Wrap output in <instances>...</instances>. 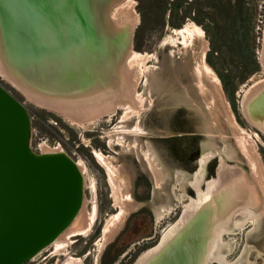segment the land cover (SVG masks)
Returning <instances> with one entry per match:
<instances>
[{"label":"rangeland","instance_id":"1","mask_svg":"<svg viewBox=\"0 0 264 264\" xmlns=\"http://www.w3.org/2000/svg\"><path fill=\"white\" fill-rule=\"evenodd\" d=\"M124 1L122 0L118 7H114L117 4L115 3L112 9L118 10L120 5H125L134 17L131 43L129 41L128 45L130 50L127 54L134 50L152 56L145 59L144 65H153V75L145 76V73H142L143 66L139 64L140 71L138 70L134 82V90L140 94L137 98L141 102L135 103L134 94L128 101L127 97H122L121 103L109 114H101L99 118L84 121L82 125L76 121L71 122L61 111L39 104L0 71V81L23 100L29 109V139L32 147L40 149V145H43L48 148L59 141L64 150L75 160L81 159L82 166L84 165L83 199L69 227H81L87 214L95 212L87 232L72 234L65 251L52 253V246L48 245L22 264H56L64 258L65 252L80 257L76 264H131L135 257L151 247L159 234L173 222L182 208L180 200L173 195L179 192L176 185L172 186L173 173L176 169L190 173L197 168V158L203 151L201 143L207 138L204 123L206 119L192 103L177 96V88L176 95L169 89L163 90L159 82L166 78L165 73L173 77L174 70L178 69L183 81L186 80L191 85L190 89L194 90L195 84L189 71L195 62H198L197 55L204 46V58L206 60L208 55L211 59L212 64L207 60L206 62L216 74L217 80H209L203 75L205 82L208 80V88L201 95L197 92V97L208 112L205 105L207 96L211 93L216 95L215 101L213 100L216 113L213 132H217L221 127L226 142L236 149L235 156L228 158L222 154V163H239L248 173L251 172L248 157L238 151L235 143L241 134L250 141L255 156L254 165L261 169L264 176V129L262 125H259V129L258 124L252 123L241 108L245 95L264 80V67L260 61L264 36V0H182L175 13L169 9L172 0H165L164 9L162 0ZM172 19L180 23L177 25ZM187 20L200 26L203 34L191 44L188 53L176 52L171 61V45L161 46L160 40L165 36L179 40L180 37L172 30ZM101 26L100 30L108 43L110 31L105 29L103 24ZM180 46L178 43L174 52L179 50ZM127 54L126 61L129 60ZM248 68H251V71L247 72ZM218 72L227 79L226 84ZM125 100L131 104L130 107L125 105ZM134 138L136 143H133ZM116 141L118 143H115ZM216 142L220 144V138ZM145 143L152 146L156 159L161 162L160 172L164 177L156 186H153L146 163L137 158L135 153L145 148ZM95 148L102 151L106 160L109 159L107 163L110 170L95 158L91 151ZM217 153V156L211 157L205 165V181L215 177L220 164V152ZM250 177L253 180L252 176ZM252 183H255L254 180ZM255 188L257 191V185ZM185 190L188 195L195 196L192 188L186 187ZM260 197L258 196L260 203H256L262 207ZM168 204L173 206V210L155 220L153 206H159L165 211ZM249 224L246 222L233 232H224L223 238L231 239L229 250L226 246L220 248L226 251L227 261L220 263L213 258L209 263L262 264L264 225L253 233L246 234Z\"/></svg>","mask_w":264,"mask_h":264},{"label":"bare ground","instance_id":"2","mask_svg":"<svg viewBox=\"0 0 264 264\" xmlns=\"http://www.w3.org/2000/svg\"><path fill=\"white\" fill-rule=\"evenodd\" d=\"M78 1L82 2V11H71L68 13V21L66 23L70 27L67 25L68 27L66 29L65 26H59L60 33L58 34V36L56 35V33H52L49 28H45L41 31V35L43 37L39 36L36 31L32 30L31 32H28V35L25 34V38L29 41H26V44H20L25 48L19 46L22 49H26V51L28 52L33 51L34 55H36L37 58L40 57L42 60H46L48 62L47 67L51 65L60 67L51 68L52 70L54 69V73H51L52 76L55 75L57 79H54V77L50 78L48 80L49 85L41 83V81H37L40 86L33 84L27 81V78L24 76V74H19L9 66L3 51L4 41H6V26L4 25L0 10V71L3 72V74H5L13 84L19 87L25 94L37 101L39 104L46 105L48 107L54 108L55 110L61 111V114L71 120V122L76 121L78 123H82L83 125L84 121L89 122L90 120L92 121V119L95 117L99 118V115L101 114H109L111 111H113L114 107H116L117 104L121 103V100H123L122 97H127V101L133 96V94L134 97L136 96V98L137 96L140 97V94L137 93L136 90H134V82L137 79L138 73L140 71L138 69V66L139 64L143 66L142 73H145V76H147L148 74L152 76L153 65H144L145 59H147V57L149 56L147 55V53L131 50L130 54H127L130 50V47L128 45L130 41V30L132 29L134 24V17L131 10L128 9L125 5H120L118 10L112 9L115 3H117V6L115 5L114 7H118L119 3L122 2V0ZM72 2L73 0H59L58 4L66 3V6L70 8L72 7ZM70 21L73 22V25H71ZM7 22L8 28H14L13 21H9L7 19ZM102 24L105 29L108 28L110 31L108 43L106 40V36H104V34H102L100 30L102 28ZM124 25L126 26L125 30L124 28L122 29ZM172 31L174 34L180 37L179 40H177L176 37L170 36H165L160 40L161 46L169 44L171 45V49L169 50V59H171V61L174 59L173 56L174 54H176V52H179L180 54L188 53L190 51L191 44L199 40L203 34L202 28L191 20H187L182 25L173 28ZM10 34L13 35L16 33L13 30V34ZM38 42L40 43L39 45ZM30 43L33 46H31ZM178 43L181 46L179 47V50H176L174 52V47L176 48ZM121 45L123 46V48ZM204 47H202L199 55H197L199 56V58L197 57L198 62H195L194 66L189 71L191 77L193 78V83L195 84L194 90L190 89L191 85L186 80L183 81V79L180 77L181 74H178L179 72L177 71V68L176 71L174 70L173 77L165 73L164 76L166 78L160 80V82L158 81L160 83L159 86H162L163 90L167 91V89H169L176 95L178 92L177 96H181L184 101L189 102L190 104L192 103V105H194L195 108L199 110L200 114L202 113V115L206 119V122L204 123H206L205 134L207 135V138L203 142L201 141V144L203 145V151L197 158V168L190 173L182 169H176L173 173L174 179L172 186L174 187L176 185L179 188V192H175L173 195L176 196V199L180 200L181 202L182 215H186L192 209V211L195 210L197 214L201 206L204 207V209H206V213L209 214L211 210L215 209L213 204V197L215 195L218 198L219 203L221 202L224 204V202H227L219 196L218 189L220 187L217 188L216 185L219 175L218 171H220V167L223 165L222 159L224 158L222 154L228 156V158L230 156L236 155L235 147L228 141L226 142V138H224L225 133L223 132L222 128L220 127L222 131H220V128L218 127L219 130L215 133L213 132V124L216 123V116L214 118V115L216 114L214 110V96L216 95H213L211 92H209L211 94L210 96H207L209 101L207 99V103L205 105L208 112L204 110L203 107L205 106L199 103V97H197V92H200L201 95L208 88L206 85V82L208 80L206 82L204 80L206 77L209 80L210 78L213 81L217 80L216 74H214L213 70L207 64L204 58ZM12 49L13 48H11V50ZM126 54L128 55L127 58L129 59L127 60L128 63L125 60ZM149 57L152 56L150 55ZM260 61L264 67V36L260 52ZM27 63H29V61ZM36 63H38V65L40 66L38 69L42 68L44 72H46V70H50L46 66H43V62L38 61ZM55 69H63V71H55ZM44 72H41V76L46 75V73ZM157 72L159 73V71ZM203 75H205V78L203 77ZM63 76H65L66 79H63ZM155 76L158 77L157 74ZM159 79L157 78V80ZM72 88L74 89L71 90ZM175 88H177V92L175 91ZM262 95H264V80L260 84H257L256 87H253V90H251L249 94L245 95L246 97L243 98L244 100L241 103V108L243 110V113L246 114L245 116L252 123H254L255 125L258 124V128L262 125L261 127L264 129V98H261ZM136 98H134L135 103L141 102L138 98ZM133 100L131 103H133ZM127 101V104L125 105L127 107H130L131 104L129 105V102ZM216 130L217 128H215V131ZM216 134H218L219 137H217ZM218 138H220V144L216 142ZM133 140L134 143L136 139L134 138ZM115 143H118V141H116ZM235 143L238 146H236L237 149H239L238 151L242 155L248 157L247 159H249L248 162L251 166V172L248 173L249 178H251L250 176H252L255 183H252L253 180L250 179L253 187L251 188L252 197L243 205L231 209L226 217H224L222 213L224 209L221 210V208H219L220 212L215 213L217 216H221L222 220L220 219L214 222L213 226L211 227L212 233L211 240L209 241L208 246V257L210 258V260H212L213 258L217 259L220 263H225V261H227L225 258L226 251L220 248L226 246V249H230V246L228 245L231 239L229 238L228 240H225L223 238L224 232H233L236 229L240 228L244 223L249 222L250 226L245 231L246 234H249L253 233L264 225V176L261 172V169L259 167H255L254 165L253 161L255 159V156L252 153V145H250V141H248L246 137L240 134L237 137ZM40 146L41 150L53 149L52 147L45 148L46 146ZM145 146L146 147L142 150L140 149L141 151L138 150L139 153H135L137 158H140L146 163L144 164L147 165L150 171V177L154 184L153 186H156V184L164 177L160 172L162 168L160 169L159 164H161V162L157 160L158 158L156 159L157 156L152 146L148 145L147 143H145ZM55 149L63 148L59 147ZM221 150L223 151V153H221ZM91 151L100 163H102L103 165H107V169L110 168L107 163L109 159L106 160V156L100 149L95 148ZM217 152H220V164L215 172V177H213L211 180L205 181V165L211 157L218 154ZM76 163L79 165L82 173L84 165L82 166L81 159H76ZM257 163L256 165H258ZM225 179L226 181H228L229 177H225ZM112 180L113 179H111V181ZM228 185L229 184H226V186ZM255 185H257L258 187L257 191L259 195L256 191ZM238 186L240 187L239 189H237ZM186 187L192 188L195 191V196L188 195L185 190ZM228 187L230 196L238 193V197L236 199L242 200V198L245 197V195L243 194V188L241 189V184L238 179L231 181ZM205 196L207 198H205ZM258 196H261L260 199L262 202V207H259L256 203L257 201L260 203V201L258 200ZM204 198L205 200L203 201ZM199 203H202L201 206L195 209L196 205H199ZM223 204H221V206L223 208H226L227 205ZM154 206L152 209L155 220H158L159 218H161V216H164L165 213L173 210V206L169 204L167 207H165V211L164 209L161 210L159 206ZM194 213H189L188 217L191 218ZM94 215V211L89 212L86 216L84 224L81 227L70 228V223L67 224L50 240L49 243L45 244L43 247H46L48 245L52 246V253L65 251V247L71 238L70 236L75 233H86L89 229V226L91 225V221L94 218ZM174 224L175 221L171 222L170 225L163 231H166L163 234L164 236L169 234V231L174 226ZM206 229L208 230L209 227H206ZM43 247H41L36 253H34L31 258H33V256L37 254ZM149 250L150 247L144 250L143 253L139 255V257L145 255ZM65 253L66 254L64 258L58 260V263L56 264H76L80 261V257L74 256L69 252ZM227 264H229V262Z\"/></svg>","mask_w":264,"mask_h":264},{"label":"water","instance_id":"3","mask_svg":"<svg viewBox=\"0 0 264 264\" xmlns=\"http://www.w3.org/2000/svg\"><path fill=\"white\" fill-rule=\"evenodd\" d=\"M58 1L0 0L6 26L3 51L8 64L36 85H39L37 81L49 85L50 78L57 79L52 76L54 69L51 68L60 67H47L46 60L37 58L33 51L20 48L23 47L20 44L29 41L25 34L32 30L43 37L41 31L49 28L58 36L59 26L66 29L69 26L66 23L68 13L82 11V2L78 0L72 2L74 9L66 3L58 4ZM7 19L13 21L14 28H8ZM125 27L122 29L125 30ZM130 32L131 43L132 29ZM38 61L50 70L44 72L42 68L38 69ZM41 72L46 75L41 76ZM63 77L60 78L66 79ZM30 123L31 115L26 104L0 81V264H22L31 258L72 221L82 202L83 176L76 160L63 149L33 148L29 139ZM218 173L216 185L221 188L218 189L219 196L227 202L219 203L215 195V209L209 214L201 206L202 203L195 207L201 206L197 214L193 209L189 211L195 212L191 218L189 213L182 215L180 211L169 234L164 236V229L151 244L150 250L142 257L137 255L131 264H209L211 227L214 222L222 220L215 213L220 212L219 208L224 209L222 213L226 217L231 209L243 205L252 197L253 188L247 170L239 163H224ZM225 177H229L228 181ZM235 179L243 188L245 197L242 200L236 199L238 193L230 196L228 192L230 182ZM221 204L227 207L223 208Z\"/></svg>","mask_w":264,"mask_h":264},{"label":"trees","instance_id":"4","mask_svg":"<svg viewBox=\"0 0 264 264\" xmlns=\"http://www.w3.org/2000/svg\"><path fill=\"white\" fill-rule=\"evenodd\" d=\"M181 1H182V0H172L171 6L169 7L170 11H172V12H174V13L177 12L178 8H180V5L182 4ZM164 3H165V0H162L161 5H162V8H163V9L165 8V4H164ZM172 22H175V21L172 19ZM175 23L178 25L180 22L176 21ZM206 60H207L209 63L212 64V61H211V59L209 58L208 55H207V57H206ZM254 62L256 63L255 58H254ZM248 71H251V68H248V69H247V72H248ZM218 75L222 78L223 82L226 84L227 79L224 78L223 75H222L220 72H218ZM232 102H233V100H232ZM262 264H264V262H263Z\"/></svg>","mask_w":264,"mask_h":264},{"label":"built area","instance_id":"5","mask_svg":"<svg viewBox=\"0 0 264 264\" xmlns=\"http://www.w3.org/2000/svg\"><path fill=\"white\" fill-rule=\"evenodd\" d=\"M63 148L62 145L59 144V141L52 146V148Z\"/></svg>","mask_w":264,"mask_h":264},{"label":"flooded vegetation","instance_id":"6","mask_svg":"<svg viewBox=\"0 0 264 264\" xmlns=\"http://www.w3.org/2000/svg\"><path fill=\"white\" fill-rule=\"evenodd\" d=\"M195 160H196V158H195Z\"/></svg>","mask_w":264,"mask_h":264}]
</instances>
